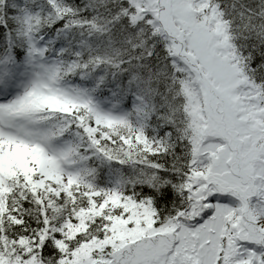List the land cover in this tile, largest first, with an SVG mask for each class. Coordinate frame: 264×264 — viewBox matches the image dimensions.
Instances as JSON below:
<instances>
[{"label":"snow or ice","instance_id":"6c2138e0","mask_svg":"<svg viewBox=\"0 0 264 264\" xmlns=\"http://www.w3.org/2000/svg\"><path fill=\"white\" fill-rule=\"evenodd\" d=\"M0 264H264V0H0Z\"/></svg>","mask_w":264,"mask_h":264}]
</instances>
